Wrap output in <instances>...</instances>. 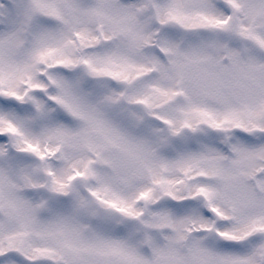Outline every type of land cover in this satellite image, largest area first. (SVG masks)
Masks as SVG:
<instances>
[{
  "label": "snow or ice",
  "instance_id": "obj_1",
  "mask_svg": "<svg viewBox=\"0 0 264 264\" xmlns=\"http://www.w3.org/2000/svg\"><path fill=\"white\" fill-rule=\"evenodd\" d=\"M0 264H264V0H0Z\"/></svg>",
  "mask_w": 264,
  "mask_h": 264
}]
</instances>
